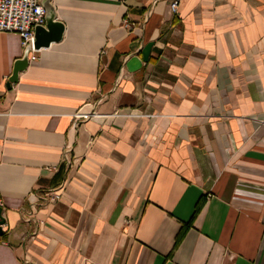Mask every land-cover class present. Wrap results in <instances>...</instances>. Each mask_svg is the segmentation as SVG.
<instances>
[{
    "label": "crops",
    "instance_id": "0c3cea01",
    "mask_svg": "<svg viewBox=\"0 0 264 264\" xmlns=\"http://www.w3.org/2000/svg\"><path fill=\"white\" fill-rule=\"evenodd\" d=\"M171 1L0 32V264H264V0Z\"/></svg>",
    "mask_w": 264,
    "mask_h": 264
},
{
    "label": "built area",
    "instance_id": "2783aa9c",
    "mask_svg": "<svg viewBox=\"0 0 264 264\" xmlns=\"http://www.w3.org/2000/svg\"><path fill=\"white\" fill-rule=\"evenodd\" d=\"M179 2L180 0L171 1L169 5L171 12H176ZM45 13L41 0H0V32L18 34L23 48L29 47L31 60L38 58L36 53L39 50L34 48V28L36 25H44ZM124 25L126 28L132 27L128 20H124ZM92 115L93 113L86 114L89 117ZM35 197L36 200L51 202L59 200L62 192L60 188L50 189L37 193Z\"/></svg>",
    "mask_w": 264,
    "mask_h": 264
},
{
    "label": "water",
    "instance_id": "95a60500",
    "mask_svg": "<svg viewBox=\"0 0 264 264\" xmlns=\"http://www.w3.org/2000/svg\"><path fill=\"white\" fill-rule=\"evenodd\" d=\"M42 4L45 8V23L44 25H36L34 28V48L40 49L41 47H47L51 42H57L61 40L64 32V24L56 20V13L50 0H42ZM29 52V47H26L24 50V56L22 59L18 60L17 65L14 68L10 82H15L18 72L22 69V64L27 62V54ZM0 223H3V220L0 219ZM2 230L0 228V235Z\"/></svg>",
    "mask_w": 264,
    "mask_h": 264
},
{
    "label": "trees",
    "instance_id": "16d2710c",
    "mask_svg": "<svg viewBox=\"0 0 264 264\" xmlns=\"http://www.w3.org/2000/svg\"><path fill=\"white\" fill-rule=\"evenodd\" d=\"M199 205H200V201L197 203L195 211H197L199 209Z\"/></svg>",
    "mask_w": 264,
    "mask_h": 264
}]
</instances>
